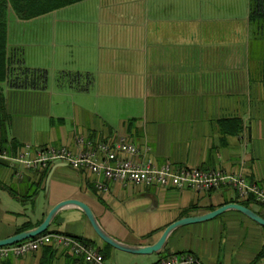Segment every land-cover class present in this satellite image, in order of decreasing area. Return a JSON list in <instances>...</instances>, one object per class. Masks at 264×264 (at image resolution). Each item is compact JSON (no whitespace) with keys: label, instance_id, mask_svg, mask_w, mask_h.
I'll return each mask as SVG.
<instances>
[{"label":"crops","instance_id":"crops-1","mask_svg":"<svg viewBox=\"0 0 264 264\" xmlns=\"http://www.w3.org/2000/svg\"><path fill=\"white\" fill-rule=\"evenodd\" d=\"M103 4L91 16L90 31L77 24L90 16L42 17L63 6L7 19L8 51L29 67L46 68L48 82L42 89L0 83V146L30 157L44 146L80 151L125 136L138 149L136 161L216 167L264 186V38L250 31L248 0ZM7 161L0 163V238L40 224L55 203L76 198L108 234L151 244L182 216L243 200L227 185L163 187L106 179L60 161L48 167ZM247 201L264 217L263 205ZM47 229L86 238L106 264H155L183 252L204 264H264V226L233 209L174 228L151 253L108 245L73 204L62 207ZM0 264L86 263L65 247L45 245L0 257Z\"/></svg>","mask_w":264,"mask_h":264},{"label":"built area","instance_id":"built-area-1","mask_svg":"<svg viewBox=\"0 0 264 264\" xmlns=\"http://www.w3.org/2000/svg\"><path fill=\"white\" fill-rule=\"evenodd\" d=\"M79 140H82L79 138ZM134 143L120 136L111 140L89 143L87 149L73 151L67 147L53 145L37 149L35 156H27L23 151L18 155L8 154L0 146V157L13 159L27 167H48L54 161H60L74 168H84L93 175L117 181H129L146 185L170 187H189L209 190L227 185L234 189L240 199H250L264 206V186L255 181L248 182L242 174H233L219 168L202 169L198 166H175L169 161L158 166L152 160H134L137 154ZM97 186L105 189L103 181L98 179ZM45 245H58L71 250L82 257L86 264H106L99 249L87 240L60 231L40 232L10 244L0 245V257L20 256L37 250ZM155 264H204L192 252L172 253L158 259Z\"/></svg>","mask_w":264,"mask_h":264},{"label":"trees","instance_id":"trees-1","mask_svg":"<svg viewBox=\"0 0 264 264\" xmlns=\"http://www.w3.org/2000/svg\"><path fill=\"white\" fill-rule=\"evenodd\" d=\"M75 1L79 0H0V83L6 81L9 86L15 88L42 89L46 87L48 82L46 68L29 67L24 64L21 55H18L15 51H8L6 21L9 10H12L16 17L27 19L75 3ZM248 3L250 31L254 38H264V0H248ZM247 200L250 199H243L240 202L248 205ZM47 231L48 229L43 232ZM99 250L101 251V249Z\"/></svg>","mask_w":264,"mask_h":264},{"label":"water","instance_id":"water-1","mask_svg":"<svg viewBox=\"0 0 264 264\" xmlns=\"http://www.w3.org/2000/svg\"><path fill=\"white\" fill-rule=\"evenodd\" d=\"M7 162H8L7 159L0 157V163L6 164ZM68 204H73L79 207L85 213L96 235H99L104 242L108 243L110 246L119 248L121 250L138 253V254L151 253V252L160 250L162 248V245L168 238V235L171 233V231L174 228L179 227L182 224H186V223H196V221L208 220L212 218L213 216L224 212V210H227V209H233L236 211H240L246 216H248L249 218H251L252 220L254 219L256 222L264 226V217L258 214L255 210L251 209L250 207L246 206L245 204L241 202H227L217 208L211 209L208 212L196 214V215L182 216L180 219H177L169 223L162 230L161 235L159 236L157 240L154 241V243L134 245V244H129L127 242L124 243L118 240L117 238H115L113 235L108 234L105 231V229L102 227L100 222L97 220L92 208L89 207L84 201H80L76 198H67L65 200H61L55 203L51 207V209L47 212L43 220L40 221V224L33 226V227H28L25 230L13 233L10 236L0 238V245L10 244L14 241H19L22 239H26V237L40 234V232H43L49 227V225L51 224V220L54 218V215L62 207L68 206Z\"/></svg>","mask_w":264,"mask_h":264},{"label":"rangeland","instance_id":"rangeland-1","mask_svg":"<svg viewBox=\"0 0 264 264\" xmlns=\"http://www.w3.org/2000/svg\"><path fill=\"white\" fill-rule=\"evenodd\" d=\"M105 0H79V1H75V3L69 4V5H65L63 7H61L57 12H50L47 15H44L42 17L47 18V17H53V16H65V17H71V18H82V17H89L87 18V22H78L77 24H83V25H87L90 27V29H86V31H90L92 29V25L93 22L91 21V19L93 17L91 16H95L97 15L100 10L103 7V3ZM103 11V10H102ZM46 16V17H45ZM14 18V12L12 10H9L8 14H7V19H11ZM29 26V25H28ZM43 26V29H45V26ZM38 27V26H37ZM29 27H27V31L24 35V38H26V40L30 41V39L28 38V29ZM45 40V38H43V41Z\"/></svg>","mask_w":264,"mask_h":264}]
</instances>
